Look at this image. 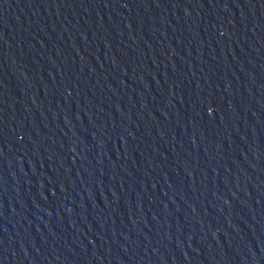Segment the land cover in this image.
I'll list each match as a JSON object with an SVG mask.
<instances>
[{
	"label": "water",
	"instance_id": "95a60500",
	"mask_svg": "<svg viewBox=\"0 0 264 264\" xmlns=\"http://www.w3.org/2000/svg\"><path fill=\"white\" fill-rule=\"evenodd\" d=\"M0 264H264V0H0Z\"/></svg>",
	"mask_w": 264,
	"mask_h": 264
}]
</instances>
